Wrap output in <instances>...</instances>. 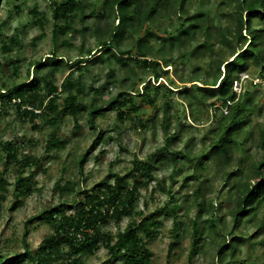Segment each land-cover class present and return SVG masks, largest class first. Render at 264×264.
Masks as SVG:
<instances>
[{
  "label": "trees",
  "instance_id": "trees-1",
  "mask_svg": "<svg viewBox=\"0 0 264 264\" xmlns=\"http://www.w3.org/2000/svg\"><path fill=\"white\" fill-rule=\"evenodd\" d=\"M48 4L50 18L37 4L29 7L27 12L32 23L40 29L33 38L34 43L46 35V25L51 22L52 49L43 61L39 59L34 62L35 71L31 79L15 82L11 87L4 83L0 86V112H6L7 107L13 104L22 121L30 119L34 125H38L45 120L54 127L64 114H69L76 129L80 128L79 120L86 113L95 133L92 148L112 139V136L104 137L102 134L97 123L98 115L113 109L118 121L130 120L136 128L144 126L147 120L138 113L140 109L145 105L156 106L161 95L168 96L173 91H179L192 104L204 102L203 98L210 96L215 98L209 102L211 107L220 104L229 108L226 114L222 111L219 115L215 113L218 121L216 138L206 155L195 161L196 168H204L203 160L206 157L227 163L232 160L236 146L244 147L249 134L244 137L243 132L251 121L249 106L255 107V104L250 97V89L244 88L238 94L233 90V82L239 72L247 70L248 60H252L259 67V74L264 76V0H48ZM225 7L231 11L230 23L222 20ZM2 25V47L8 51L13 46H19L20 35L6 34ZM76 34L93 36L95 44L85 50L81 46L80 54L72 60L60 54L59 47L72 45L68 36ZM205 57L210 58L209 71H212L202 85L195 82L200 80L197 69L202 66L198 63L190 69L191 78L184 80L193 82L191 89L172 90L159 81L169 76V68L165 67L176 64L180 58L204 60ZM112 61L123 70V80L119 79ZM64 62L68 71L61 83L57 84L56 73L62 69ZM101 62L109 64V68L105 81L97 86L84 78V72L91 71L92 65ZM47 66L50 68L44 70ZM136 68L151 70L154 82L158 83L139 79ZM134 78L143 83L141 89L136 88ZM129 79H132L131 90L139 94V100L135 98L137 94L120 90L109 96L105 103L102 102L109 83L117 82L120 86L118 82L122 84ZM63 93L66 94L63 96ZM169 97L163 102L162 122L169 135L157 152L145 158L134 155L130 167L125 171L116 170L111 164L104 179L91 188L80 186L79 181L73 180L64 185L55 183L54 187L62 192L75 191L76 196L69 204L72 210L69 212L68 205L61 202L30 216L22 232V250L9 257L0 256V264H84L83 256L94 254L100 246H104L110 258L119 264H151L153 252L147 240L159 234L163 220L158 215H171L174 237L182 227L183 220L178 212L180 204L163 179L159 181V186L168 191L169 201L158 210L145 213L144 209L138 208L141 189L155 179L157 163L177 162L181 156L186 161H192L184 149L172 145L177 134L167 129L170 117L168 107L172 102ZM54 127L48 134L46 150H59L65 146V140ZM258 145L262 155L253 163L251 179L246 177L233 183L238 188L236 205L231 211L233 229L244 217H254L261 211L260 224L264 225V124ZM87 157V151L77 157V168L81 175ZM0 162L3 163L0 170V205L7 199L9 185H12L14 201L10 208H14L35 188L34 168L41 166L42 157L22 152L21 146L13 140L0 139ZM13 167L15 176L11 181L6 175ZM235 174L245 175V171L238 167L227 172L226 179ZM187 177L196 176L191 174ZM194 193L198 213L192 220L191 256L201 246L202 231L198 217L205 210L200 189H195ZM125 217L128 222L124 228H118L116 232L105 228L110 222L119 225ZM36 219L45 220L51 229L43 236L37 249L32 250L27 242V223ZM210 224L214 225V222ZM241 239V236H234L232 243H221L217 249L218 257L222 260L228 249L231 256H235L237 245L234 241ZM174 242L171 241L169 246V258ZM231 261L227 263L232 264Z\"/></svg>",
  "mask_w": 264,
  "mask_h": 264
},
{
  "label": "rangeland",
  "instance_id": "rangeland-1",
  "mask_svg": "<svg viewBox=\"0 0 264 264\" xmlns=\"http://www.w3.org/2000/svg\"><path fill=\"white\" fill-rule=\"evenodd\" d=\"M35 4L39 9L46 11L50 18L51 11L48 0H2L0 4V24H3L4 32L6 34L17 33L21 40L19 46H13L8 51L0 44V86L4 83L11 87L15 82H26L31 79L35 71L34 62L39 59L43 61L52 49L51 22L46 25V35L37 42H33L34 36L40 32V29L32 23L27 10ZM224 12L222 20L224 22L226 20L228 23L232 22L229 8L225 7ZM243 34L246 32L243 31ZM68 37L72 45H61L59 53L72 60H75L80 54L81 46L82 50H85L88 46L95 44L94 37L89 34L85 36L76 34ZM177 61L176 64L165 67L169 68V76L159 80L172 90L184 87L191 89L193 82L184 80L191 78L189 73L192 65L198 63L202 66L201 69H197L200 80L195 81L199 85H202V81L208 78L209 72L212 71V69L209 71L211 67L209 57H205L204 60L180 58ZM247 63L248 68L244 72H248L253 78L260 76L259 67L252 60H248ZM61 66L62 69L56 73L57 84L61 83L68 71L65 62ZM112 66L116 68L119 79H122L123 70L119 69L114 61H112ZM48 68L50 66L45 67L44 70ZM108 68L109 64L105 62L94 64L91 66V71L84 72V78L88 82L93 81L98 86L105 81ZM221 70L223 71V67ZM136 73L139 79L158 83L154 82L151 70L136 68ZM241 73H238V76ZM138 78H134L137 82L136 88L141 89L143 83H140ZM132 79L126 80L122 84L118 82L120 86L117 85V82L109 83L108 89L103 93L102 102L105 103L109 96L120 90L137 94L131 90ZM244 88L250 89V97L255 104V107L249 106L251 121L243 132L244 137L247 136V133L249 134L244 142V147L236 146L232 153V160L227 163H220L217 158H203L204 168H196L194 164L198 158L202 159L206 155L211 147V142L216 138L217 129L215 128L218 126V121L215 113L217 112L219 115L222 111L226 114L229 110L226 106H219V103L216 107H211L209 102L215 100L214 97L205 96L204 102L196 101L192 104L187 98L180 95L179 91H173L168 96L161 95L156 106L145 105L140 109L138 113L147 121L146 125L137 128L131 124L130 120L118 121L116 111L109 109L97 116V123L101 127L104 137L110 135L112 139L102 141L92 148L91 143L95 133L88 122L86 113L79 120L81 124L79 129L74 127V120L69 114H64L55 127L45 120L40 122L38 120V125H34L30 119L22 121L15 106L10 104L5 110L7 113L0 112V139L17 142L21 146L22 152L41 156L42 163L41 166L34 168L35 188L14 208H10L14 201V194L11 193L13 186L9 185L7 199L0 205V256L9 257L22 250L21 237L25 221L39 210L61 202L68 205L69 212L72 210L69 204L76 196L75 191L65 190L62 192L54 187L55 183L60 182L61 185H64L67 181L73 180L79 181L80 186L91 188L104 179L111 164L116 170L125 171L130 167L134 155L145 158L150 153L157 152L169 135L165 132L162 122L164 120L163 102L170 96L172 102L168 107L170 117L167 129L171 133L177 134V139L173 141L172 145L177 149H184L192 161H186L181 156L177 162L168 161L162 165L157 163L155 179L149 186L141 189L138 208L144 209L145 213L158 210L169 201L168 191L159 186V181L163 179L165 186L171 188L176 201L180 204L178 212L183 220L182 227L174 237L171 215H158L163 220L159 227V234L147 240L148 247L153 252L151 264H167L169 262L171 264H228L227 262L230 260H232V264H264V225L260 224L262 211L254 217H244L235 229H233L231 213L236 205L238 194V188L233 186V183L246 177L251 179L253 163L259 160L262 155L258 138L264 124V84L251 86L250 81L245 80L242 89ZM65 94L63 93V96ZM135 98L139 100V94L135 95ZM215 108H217L216 111ZM53 127L57 130L58 135L65 140V146L59 150H46L45 143ZM85 151H87L88 157L84 164L83 175H81L77 168V157ZM2 167L3 163L0 162V170ZM238 167H242L245 175L235 174L230 179H226L227 172L234 171ZM191 174H195L196 177H187ZM6 176L12 181L15 176V168L10 169ZM197 188L203 195L205 210L198 217L202 231L201 246L191 256L194 229L192 220L198 213L194 199V190ZM211 221L214 222V225L210 224ZM127 222L128 218L125 217L119 225L110 222L105 225V228L116 232L118 228H124ZM27 227L29 229L27 242L30 249L35 250L43 236L50 232L51 228L42 219L28 222ZM234 236L243 238L240 241H234L237 245L235 256H231L228 249L221 260L217 255L218 246L224 241L232 243L231 239ZM174 240L172 254L169 258V246ZM83 260L84 264H119L110 258L104 246H100L94 254L84 255Z\"/></svg>",
  "mask_w": 264,
  "mask_h": 264
},
{
  "label": "clouds",
  "instance_id": "clouds-1",
  "mask_svg": "<svg viewBox=\"0 0 264 264\" xmlns=\"http://www.w3.org/2000/svg\"><path fill=\"white\" fill-rule=\"evenodd\" d=\"M245 71V70H244ZM244 71H241L242 73L241 74H239L240 76H238L237 78H235L234 79V82H233V90L234 91H236L238 94L239 93H241L242 92V87H243V83L245 82V80H249L250 81V84H253V85H258V84H264V82H261V81H259V82H256V81H254V78L253 77H250V75H249V73L248 72H244ZM240 73V72H239ZM248 74V77H245V78H243V75L244 74ZM243 74V75H242ZM260 76H257V77H259V78H262V79H264V76H262L261 74H259ZM236 81H239V82H241L240 84H239V86H236V84H235V82ZM234 87H235V89H234ZM228 103H231V101H229ZM227 107V106H226Z\"/></svg>",
  "mask_w": 264,
  "mask_h": 264
},
{
  "label": "built area",
  "instance_id": "built-area-1",
  "mask_svg": "<svg viewBox=\"0 0 264 264\" xmlns=\"http://www.w3.org/2000/svg\"><path fill=\"white\" fill-rule=\"evenodd\" d=\"M245 77H248V74H244V75H243V78H245ZM254 81H256V82H259V81L264 82V79L259 78V77H255V78H254ZM240 83H241V82H239V81H236V82H235L236 86H239ZM14 101H15V99H14ZM17 101H19V99H17ZM38 111H39V110H38Z\"/></svg>",
  "mask_w": 264,
  "mask_h": 264
}]
</instances>
